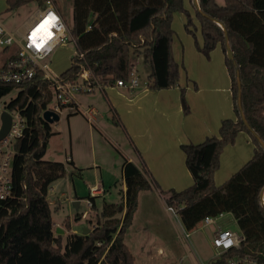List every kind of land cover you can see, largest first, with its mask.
Here are the masks:
<instances>
[{
  "label": "trees",
  "instance_id": "16d2710c",
  "mask_svg": "<svg viewBox=\"0 0 264 264\" xmlns=\"http://www.w3.org/2000/svg\"><path fill=\"white\" fill-rule=\"evenodd\" d=\"M35 1L42 2L6 0L7 11ZM190 1L195 6L194 0ZM223 1L220 4L216 0H198L196 16L204 43L197 46L207 57L218 45L222 46L236 119H223L218 135L208 136L198 144H183L193 183L180 191L160 189V193L178 211L188 231H193L207 216L231 213L245 236L242 248L232 253L250 255L264 263V147L260 142H264V0ZM72 3L69 26L76 39V53L62 77L77 79L87 69L104 82L128 81L134 54L146 56L150 89L179 84L181 66L172 50L176 12L186 14V30L194 35L192 17L184 0H72ZM228 46L233 59L227 54ZM13 88L11 84L0 83V99ZM240 92L243 114L250 128L242 118ZM184 94L182 88L185 102ZM53 97L51 81L39 79L21 90L8 105L27 118V127L17 143L13 161L12 195L0 203V264H136L124 242L136 199L122 223L98 221L88 234H69L64 245L63 236L54 233L48 194L51 185L68 171L64 162L44 158L55 133L43 112ZM240 132L249 134L254 155L228 180L217 185L214 175L222 151L235 143ZM143 171L149 174L147 169ZM150 188L146 182L138 185L136 191ZM65 222L69 224L68 219Z\"/></svg>",
  "mask_w": 264,
  "mask_h": 264
},
{
  "label": "crops",
  "instance_id": "0c3cea01",
  "mask_svg": "<svg viewBox=\"0 0 264 264\" xmlns=\"http://www.w3.org/2000/svg\"><path fill=\"white\" fill-rule=\"evenodd\" d=\"M4 1L0 13L7 10ZM184 4L186 9L196 13L197 8L190 0H184ZM178 13L174 14L172 28L179 32L181 17ZM0 22L10 31L21 28L12 29L1 19ZM183 33L180 30L181 37L174 39L172 47L173 56L181 66L176 87L152 90L148 80L135 89L114 85L104 91L77 94L76 108L64 110L63 114L68 117L59 130L60 145L52 144L50 138L44 158L64 162L68 171L51 185L48 194L53 199H48L51 208L58 214L56 221L53 216L54 227L63 231L60 234L65 242L69 234H80V228L84 231L88 225L95 227L98 221L122 223L136 199L132 223L124 237L136 263V250L150 244L147 238L151 235L150 227L161 229L158 223L166 224L173 217L160 189L180 191L193 183L181 146L198 144L208 136L218 135L223 119H236L222 46L218 45L207 57L197 46H203V35L194 42L189 34L186 39ZM9 54L10 50L0 51V62ZM182 88L186 89L187 103L182 99ZM87 142H91L90 146ZM253 155L254 144L249 134L240 132L236 143L227 145L221 154L216 184H223ZM90 169H94L90 173L92 177L86 175ZM77 175L82 176L83 181H76ZM146 182L151 188L137 192L136 187ZM90 197H93V206L83 213H74L66 202L78 209L83 201L87 204ZM224 214L217 216L215 223L206 225L211 227L209 245L214 253L215 232L231 228L228 224H219ZM67 219L69 224L65 222ZM175 219L181 231L177 234L181 237L185 227L181 218ZM236 225L239 230L238 223ZM214 253L204 259L195 251L197 264L207 263Z\"/></svg>",
  "mask_w": 264,
  "mask_h": 264
},
{
  "label": "built area",
  "instance_id": "2783aa9c",
  "mask_svg": "<svg viewBox=\"0 0 264 264\" xmlns=\"http://www.w3.org/2000/svg\"><path fill=\"white\" fill-rule=\"evenodd\" d=\"M38 9L29 17L18 31H10L0 22V51L10 50L5 60L0 62V83L14 86L13 90L3 96L0 101V132L3 128V114L8 113L11 118L8 133L0 139V203L12 195L13 180L12 166L17 151V143L23 137L27 127V118L20 110L8 107L18 93L39 79L51 81L54 97L48 107L61 115L64 110L76 108L74 98L77 94H89L104 91L107 87L118 86L135 89L139 87V77L133 68L129 71V80L117 79L114 83L101 81L94 77L91 71L83 69L77 79L54 75L50 72L51 57L55 49L74 43L69 23L65 20L57 6L56 0H41ZM46 22H49L46 25ZM46 25V31L42 28ZM35 34V38H34ZM15 55V57H12ZM43 112V113H44ZM56 123V122H54ZM52 123V125L54 124ZM71 158L68 157L67 161ZM91 208L93 202L87 200ZM168 210L174 217L180 218L178 211L168 205ZM212 216L205 217L201 223L210 225L215 223ZM190 232L184 230V237L189 238ZM245 236L241 231L226 228L215 232L212 245L214 256L205 264H264L250 255L233 254L240 250Z\"/></svg>",
  "mask_w": 264,
  "mask_h": 264
},
{
  "label": "rangeland",
  "instance_id": "374dc122",
  "mask_svg": "<svg viewBox=\"0 0 264 264\" xmlns=\"http://www.w3.org/2000/svg\"><path fill=\"white\" fill-rule=\"evenodd\" d=\"M56 1H57L58 9L60 10L65 20L68 23H71L72 14H73L72 0H56ZM216 1L220 4L224 2L223 0H216ZM4 3H5L4 0H0V6ZM38 6H39L38 3L35 1L25 6H22L17 10L7 11L6 9H4L0 13V19L10 28L15 29L18 26H22L29 19V17H31V15L36 12ZM189 12L191 14L193 21V26L191 27V29L194 31V35L187 32L185 27V24L187 22V16L185 13L180 12L177 14L181 17V21L179 23V32L173 29L174 30L173 41L174 39L175 40H178V38L180 39L181 37L180 30L184 32L183 34L184 37H186V39L189 38V36L187 35L189 34L190 37L194 40V42L202 37L201 26L199 23V19L196 16V13H193L192 11ZM195 27H197L198 29L195 30ZM75 53H76V46L74 43L57 47L51 57V65L49 69L50 72L54 75H59L63 71H65L71 65V59ZM131 60L133 64L132 68L136 70L139 77V82L143 84L145 81L148 80V75L150 73V65L146 61L145 57L142 55L140 56V55L132 54ZM183 89L185 90V94H184L185 103H187L186 89L185 88ZM1 102L2 101H0V105ZM67 117L68 114H63L62 112L60 115V120L53 124V131L55 134L51 137L50 140L52 144L60 145L62 134H60L59 130L61 129L62 126H64L67 123ZM57 124L59 125V127H57ZM66 143L68 145L67 139H66ZM90 143L91 142H87V145L89 144L90 146ZM220 167H221V162L218 170L220 169ZM93 170L94 169H90L89 171H87L86 175L88 177H92L90 176V173ZM113 170L117 172L120 169H113ZM218 170L215 172L214 175L215 180ZM82 178H83L82 176L77 175L76 181H83ZM48 196H49L48 199L53 200L52 196L50 195ZM66 202L68 203V205H70L71 209L74 210V213L77 212L83 213L89 210V206L86 204L85 201L82 202L81 207L78 209H75L73 204H69L68 201ZM57 215H58L57 212H53L55 221L57 220ZM168 221L165 222L166 224L158 223V226L159 227L161 226V229H158L154 226L150 227L151 235L147 236V238L150 239V244L145 248L143 247L136 250V256H137L136 264H197V260L195 258L196 257L195 251L198 256L203 257L204 259L209 258L210 256L213 255L214 252L213 250H211L212 248H210L209 245L211 227L206 226L204 223H200L193 231L190 232V237L185 238L184 235L181 234L180 237L177 234V233L180 234L181 231L179 230L180 226L178 225V221L175 219V217L173 216L171 217V219L169 218ZM223 223L228 224L229 227L236 229V231H239L236 225L237 221L231 213H225L219 218V224H223ZM87 228H89L91 231L94 228V226L88 225ZM56 230L57 227H54L55 235L56 236L61 235L57 233ZM80 230L82 233L83 228L82 229L80 228ZM62 242L64 245L65 244L64 239Z\"/></svg>",
  "mask_w": 264,
  "mask_h": 264
},
{
  "label": "water",
  "instance_id": "95a60500",
  "mask_svg": "<svg viewBox=\"0 0 264 264\" xmlns=\"http://www.w3.org/2000/svg\"><path fill=\"white\" fill-rule=\"evenodd\" d=\"M194 3H195V6L196 8L199 10V3H198V0H194ZM227 54L229 56V58L233 59L234 57V54L231 50V48L228 46V51H227ZM146 58V56H145ZM239 75V73H238ZM240 108H241V111H242V118H243V121L245 122V124L250 128L244 114H243V110H242V103H241V92H240ZM43 117L46 121H48L49 123H54V122H57L60 120V115L51 111V110H46L44 113H43ZM10 123H11V118H10V115L8 113H4L3 114V128H2V131L0 132V139L3 138L9 131V128H10ZM262 146L264 147V142L262 140H260ZM264 193V191H263ZM263 193H262V197H263ZM57 233H62L63 231L61 230L60 231V228H58L56 230ZM90 232V229L89 228H85L84 231H83V234H88Z\"/></svg>",
  "mask_w": 264,
  "mask_h": 264
},
{
  "label": "snow or ice",
  "instance_id": "6c2138e0",
  "mask_svg": "<svg viewBox=\"0 0 264 264\" xmlns=\"http://www.w3.org/2000/svg\"><path fill=\"white\" fill-rule=\"evenodd\" d=\"M49 22H46V25L48 24ZM46 25H42L41 27L44 28V30L46 31ZM34 38H35V34H34Z\"/></svg>",
  "mask_w": 264,
  "mask_h": 264
}]
</instances>
